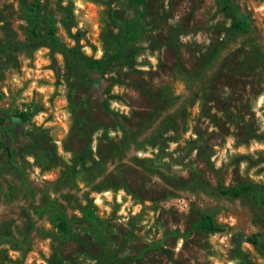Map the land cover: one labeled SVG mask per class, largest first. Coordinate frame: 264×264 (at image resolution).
Segmentation results:
<instances>
[{
    "label": "rangeland",
    "instance_id": "374dc122",
    "mask_svg": "<svg viewBox=\"0 0 264 264\" xmlns=\"http://www.w3.org/2000/svg\"><path fill=\"white\" fill-rule=\"evenodd\" d=\"M0 264H264V0H0Z\"/></svg>",
    "mask_w": 264,
    "mask_h": 264
},
{
    "label": "trees",
    "instance_id": "16d2710c",
    "mask_svg": "<svg viewBox=\"0 0 264 264\" xmlns=\"http://www.w3.org/2000/svg\"><path fill=\"white\" fill-rule=\"evenodd\" d=\"M133 1L138 6H140L143 3V0H133ZM223 7H227L226 3L224 4ZM247 27H248V22L244 19L236 20V21H233L231 23V28L233 30L246 32ZM31 34L33 35V38L35 41L37 36L33 32H31ZM49 34H50V36H52V30H50ZM124 34H126V32L123 31V33H121V41L117 44L114 53L109 54V55L107 54L101 59L91 60L86 64V66L89 68L101 69L107 63L112 62L117 57H120V55L122 53L123 43L125 42V41H123L124 40ZM60 51H61V54L65 57L69 56V55H75L76 54V50L74 48H72V49L60 48ZM22 117H23L22 114H20V116L18 115V119L20 118L21 121H23L21 119ZM251 189H252L251 185L243 184V185H239L236 187H232L228 190H220V192L224 195L231 197V198H237L243 194L249 193L251 191ZM83 216H84V219L88 223H92L95 220V216L89 210L83 211ZM51 220L56 222V228H57V231L59 233L66 234L67 223H66V220H65L63 213H61L59 211H54L52 216H51ZM203 229L206 230L207 232L219 231V229L216 228L212 223L206 224L205 226H203Z\"/></svg>",
    "mask_w": 264,
    "mask_h": 264
}]
</instances>
